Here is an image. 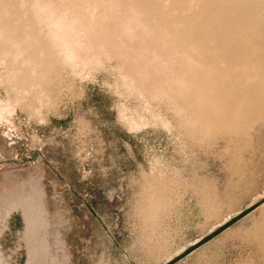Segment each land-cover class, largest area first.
<instances>
[{"label":"rangeland","instance_id":"1","mask_svg":"<svg viewBox=\"0 0 264 264\" xmlns=\"http://www.w3.org/2000/svg\"><path fill=\"white\" fill-rule=\"evenodd\" d=\"M17 185L59 264H264V0H0ZM2 214L0 264H27Z\"/></svg>","mask_w":264,"mask_h":264},{"label":"bare ground","instance_id":"2","mask_svg":"<svg viewBox=\"0 0 264 264\" xmlns=\"http://www.w3.org/2000/svg\"><path fill=\"white\" fill-rule=\"evenodd\" d=\"M55 37L57 38L58 42H60L62 45H65L68 55H72L74 49H73V47H71V43H69V38H67L64 35H57V34H55ZM23 193H25L23 190V186L17 185V186L12 187L9 190V192L7 193V196H5V197L0 196V202L2 204V210H3L2 215L6 216V215H9L14 210L16 211V210L22 209V211L24 213L23 215L25 217L23 215L22 216L26 220L25 236H26L27 244H28V262H27V264H48L49 263L48 260L50 258H51L50 260L52 262L56 263L58 260L56 261L55 256L50 257V258L48 256V255H50L48 253L49 252V247H48L49 241L47 242V240L45 238H44V240L40 239L41 241H38L36 238V236H37L36 234H37L38 230L41 229L40 228L41 224H43V223H39L41 219L39 220V218H38L39 212L36 211L37 210L36 209V207H37V205H36L37 191H31L27 196L25 194H24L25 195L24 196ZM22 195H23V197H22ZM37 212H38V214H37ZM43 221H44V219H43ZM2 232H3V230H0V235L2 234ZM38 237H39V235H38ZM42 239H43V236H42ZM59 261H61V260H59ZM3 264H10V262L8 260H6V261H3Z\"/></svg>","mask_w":264,"mask_h":264},{"label":"built area","instance_id":"3","mask_svg":"<svg viewBox=\"0 0 264 264\" xmlns=\"http://www.w3.org/2000/svg\"><path fill=\"white\" fill-rule=\"evenodd\" d=\"M6 137H7L8 141H9V144L15 143L16 140L15 139L13 140L12 136L9 137V134L7 132H6Z\"/></svg>","mask_w":264,"mask_h":264}]
</instances>
